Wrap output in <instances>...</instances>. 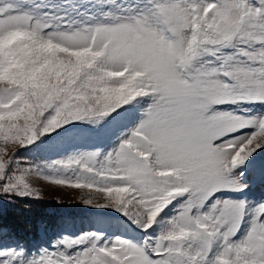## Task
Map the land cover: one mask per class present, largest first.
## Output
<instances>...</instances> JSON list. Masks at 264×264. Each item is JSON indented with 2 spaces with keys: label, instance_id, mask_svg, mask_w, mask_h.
Here are the masks:
<instances>
[{
  "label": "snow or ice",
  "instance_id": "6c2138e0",
  "mask_svg": "<svg viewBox=\"0 0 264 264\" xmlns=\"http://www.w3.org/2000/svg\"><path fill=\"white\" fill-rule=\"evenodd\" d=\"M260 157L264 0H0V201L119 221L30 248L0 216V264H264Z\"/></svg>",
  "mask_w": 264,
  "mask_h": 264
},
{
  "label": "rangeland",
  "instance_id": "374dc122",
  "mask_svg": "<svg viewBox=\"0 0 264 264\" xmlns=\"http://www.w3.org/2000/svg\"><path fill=\"white\" fill-rule=\"evenodd\" d=\"M77 143V137H73L71 140L60 142L59 147H74ZM59 154L60 151L58 147L46 146L42 143L34 145L28 149H22L17 153V155L21 158L31 159L33 161L57 158ZM260 163H264V157L259 158L258 164ZM32 182L34 187L41 189V199H16L15 203L13 204L0 201V212L9 207H14V209L24 208V211H38L40 208L41 211L46 214V216H55L51 225L52 227L47 235L43 236L42 238H33L30 242L19 238L9 230L10 235L6 236L4 240L6 245H13L18 241H23L30 248H38L41 245H47L51 240L56 238L61 233L78 234L79 232L100 228L101 226L110 230H115L119 227V221L117 220H105L103 221V224L101 223L102 217H111L115 216L116 214L106 210L97 211L95 209L84 207L79 202V197L82 194L81 190L49 185L45 181L38 179H34ZM84 191L86 192L87 190ZM248 195L253 199H261L264 198V191H261L259 188H257L254 191L248 193ZM56 200H59L60 203H56ZM34 232L39 235L47 233L45 232L44 228L40 226H38Z\"/></svg>",
  "mask_w": 264,
  "mask_h": 264
},
{
  "label": "trees",
  "instance_id": "16d2710c",
  "mask_svg": "<svg viewBox=\"0 0 264 264\" xmlns=\"http://www.w3.org/2000/svg\"><path fill=\"white\" fill-rule=\"evenodd\" d=\"M23 209H14V207H9L0 212L3 223L6 226L10 227L14 233L27 239L38 235L34 232V230H36L38 226L44 228L45 232H48L53 221V215H51V217L46 216V214H44V212H42L40 208L38 209V211H24Z\"/></svg>",
  "mask_w": 264,
  "mask_h": 264
}]
</instances>
